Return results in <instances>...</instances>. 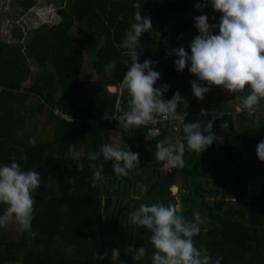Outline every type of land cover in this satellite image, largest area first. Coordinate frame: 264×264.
Returning <instances> with one entry per match:
<instances>
[{
    "label": "trees",
    "instance_id": "trees-1",
    "mask_svg": "<svg viewBox=\"0 0 264 264\" xmlns=\"http://www.w3.org/2000/svg\"><path fill=\"white\" fill-rule=\"evenodd\" d=\"M137 2L142 15L150 16L152 29L142 34L134 50L140 53V63L153 62V70L160 73L154 87L159 88L164 82L168 91L163 98L170 100L176 93L173 78L197 77L188 71L190 62L183 72L175 70L178 57L173 54L164 58L157 35L165 28L170 51L177 46L188 49L199 32L195 20L184 17L190 7L196 8L205 0H71L67 9L57 10L54 24L28 30L24 45L19 29H14L10 37L14 42L0 41V166L14 160L21 170H36L41 177V185L32 193L36 201L32 231H38V235L33 237L21 230L16 238H11L4 227L0 228V264H152L155 249L150 243L151 233L133 225L129 215L140 204L176 205L169 189L178 180L186 191L179 198L178 214L192 220L193 212H199L204 223L193 241L197 249H207L212 264L221 257V264H264V162L256 154L258 142L264 140V99L251 113L237 112L234 120L228 109H221L223 101L219 96L204 104L203 115L195 112L191 104L180 102L177 113H187L186 123L200 120L206 126L217 122L226 129L218 148L219 159H210L215 150L213 141L200 154L186 150L185 166L168 171L161 170L164 163L154 157L156 143L165 137L173 142L183 140V125L175 131L166 122H158L155 136L148 139L147 127L124 131L118 121L95 125L86 121H97L103 113L128 108L130 97L119 84L131 67V60L118 45L134 22L133 4ZM18 4L29 9L34 2L21 0ZM203 9L211 11L209 24L218 25L221 14L214 12L210 4ZM170 13L178 15L174 24L168 22ZM72 28L76 29L75 35H70ZM218 32V27L213 29V34ZM84 55L94 74L100 76L94 82L79 79ZM28 59L34 70L25 65ZM125 60H129L128 65L123 63ZM109 86L119 90V94L108 93ZM246 94L247 86L243 92L230 93V97L237 99L239 107L238 97ZM14 103L22 116L13 117L7 110ZM54 110L72 122L66 123ZM38 114H45V124L52 125L48 141L37 137L34 124ZM234 121L238 129L234 128ZM112 131L120 135L119 148H130L139 154V168L131 170L127 177H115L113 161H104L102 156L89 159L102 145L109 144ZM31 139L35 144L30 143ZM72 144L79 153L75 159L69 152ZM242 147L249 149L255 165L251 176L255 193H247L244 188L248 162L243 159ZM77 161L83 164V171L78 170ZM99 164H103L102 178L93 188L94 171ZM202 168H208L209 174L203 173ZM217 176L222 179L219 188L207 189L199 183L204 177L215 180ZM72 178L76 181L70 185ZM227 181L231 182V191L225 188ZM139 184L147 185L148 191L141 193ZM70 187L75 190L69 191ZM205 196L212 200H204ZM6 207L0 204V215ZM139 247H145L146 254L138 262L132 259L133 253L126 254V249ZM112 249L119 250L117 262L111 260ZM104 253V259L93 258Z\"/></svg>",
    "mask_w": 264,
    "mask_h": 264
},
{
    "label": "clouds",
    "instance_id": "clouds-1",
    "mask_svg": "<svg viewBox=\"0 0 264 264\" xmlns=\"http://www.w3.org/2000/svg\"><path fill=\"white\" fill-rule=\"evenodd\" d=\"M209 4L214 12L221 14L219 24L210 25L207 15L195 17L199 34L188 45L191 55L182 46L166 52V55L175 54L178 57L175 60L177 72H183L190 62L188 71L197 77V80L190 82L191 89L200 101H203L211 86H218L233 94L245 91L247 86V94L238 97V110L251 113L264 99V0H205L203 4L197 3L196 8L202 10ZM133 8L134 22L118 45L131 60V67L119 84V88L126 90L130 98L127 110L118 109L112 118L118 120L119 128L124 131L134 126L154 125L158 119L182 123L183 140L173 142L172 138L165 137L156 143L154 156L165 167L182 168L185 166L183 157L186 150L200 154L211 146L216 139L212 132L213 125L208 122L202 126L200 120L186 123L185 115L177 113L178 104L183 101L180 93L177 91L172 99L165 100L163 93L168 91V86L154 87L160 73L153 70L152 61L140 63L134 50L142 34L152 29L151 18L142 15L140 3H134ZM217 27L218 34H213V29ZM123 63L128 65L129 60ZM30 143L35 144V140L31 139ZM69 152L73 153L74 159L79 157L73 144L69 145ZM256 154L259 161L264 162V140L258 142ZM101 156L104 161L114 162L116 178L127 177L131 170L139 168V154L130 148L124 150L104 144L89 159L97 160ZM76 166L83 171L81 162L77 161ZM102 168L103 164H99L94 171L91 187L95 188L102 178ZM75 181L72 178L69 184L73 185ZM40 185V173L36 170H21L14 160L10 165L0 166V204L7 206L0 215V228L14 222L33 237L38 235V231H32L36 203L32 193ZM138 188L141 193L148 191V186L144 184H139ZM74 190L69 188V191ZM129 220L137 228H147L151 233L150 243L155 249L151 256L152 264H212L207 249H197L194 245L193 237L200 233V226L204 223L198 211H194L192 220H188L178 214L171 203L140 204L137 210L130 213ZM129 252L133 253L132 259L139 262L145 256L146 248L126 249V254ZM106 256L107 253L96 254L93 258L104 259ZM118 258L119 250L112 249L111 260L117 262ZM221 259L217 258L215 264H221ZM119 264L124 262L119 261Z\"/></svg>",
    "mask_w": 264,
    "mask_h": 264
},
{
    "label": "rangeland",
    "instance_id": "rangeland-1",
    "mask_svg": "<svg viewBox=\"0 0 264 264\" xmlns=\"http://www.w3.org/2000/svg\"><path fill=\"white\" fill-rule=\"evenodd\" d=\"M21 0H1L0 3V41L2 42H14L11 41V36L14 29H19L22 33V38L20 42L24 45L26 40H28V34L26 33L30 29L38 28L39 26H49L54 24L58 18L56 16V12L59 9L65 8L67 9L70 4L71 0H31L34 2L33 6L29 9H23L22 6L18 4V2ZM200 15H209L211 16V11L205 9H197L194 7H190L188 12L185 15V19L187 21H193L195 17ZM178 19V15L176 13H170L168 22L169 24H174L175 21ZM76 29L72 28L70 30V35H75ZM168 31L164 28L161 32L157 35V43L159 49L165 54L164 58L167 57L166 52H169L168 43L166 41L167 39ZM189 45V44H188ZM181 46H177L176 48H179ZM186 52H188L189 55H191L190 48L185 49ZM137 55L140 57V53L137 52ZM81 71L79 73V79L81 80H88V81H96L100 78V76H96L91 69V66L87 64L86 57L84 55V61L82 63ZM25 65L29 67V69L34 70L35 66L28 60H26ZM111 67H107V71H110ZM197 80V79H195ZM195 80H189V79H180V78H173V88L175 91L180 93V96L185 104H191L194 107V111L198 112L199 115L204 114V104L206 102H211L214 100L215 96H219L223 102H221V109L226 110L228 109L231 112L232 118L234 120L236 113L239 112L237 105V99L231 98L230 93L227 90H222L218 86H211V90L205 94V97L203 101L198 100L191 89V81ZM162 85H165L164 82H162ZM202 86H207L206 84H203ZM106 91L108 93H114L115 91L118 92L119 90H116L113 87V90L106 88ZM221 101V100H220ZM203 110V111H202ZM203 112V113H202ZM222 112V111H220ZM220 114V113H219ZM215 115L214 117H216ZM45 114H41L38 116V121L35 122L34 126L37 129V137L40 141H48V137L51 134L52 125H46L45 124ZM45 124V125H44ZM212 132L215 135L216 139L214 140L215 143V150L210 156L211 160L219 159L221 157V151L218 149L219 146L222 143V138L225 133V125L221 123H212ZM40 126V127H39ZM237 123L234 121V128L238 129ZM178 130V129H177ZM175 130V131H177ZM22 131L19 130L18 133H21ZM177 134V133H176ZM177 141V139H176ZM121 141H120V135L117 131H112L109 135V144H112L114 146L119 147ZM242 155L243 159L248 162V171L246 173V178L244 179L245 189L247 193L250 192H257L256 187H252L251 184L253 183L252 179V173L254 172L255 165L252 162V157L249 149L242 147ZM171 167H165L164 164L161 166V170L168 171ZM202 172L209 174L210 170L208 168H202ZM222 181L220 176H217L215 180H210L207 177H204L199 180V183L202 184L203 187L209 189V188H219L220 186L219 181ZM213 181V182H212ZM225 188L231 191V182L227 181L225 182ZM170 194L175 198L177 208V212L180 211V205L178 203L179 198L186 193L181 188V182L180 180L177 181L176 185L169 189ZM204 200L211 201V197H204ZM226 200H232L228 197H226ZM199 203V201H196ZM4 229L8 232L9 237L16 238L20 232V227L13 223H9L7 227H4Z\"/></svg>",
    "mask_w": 264,
    "mask_h": 264
},
{
    "label": "built area",
    "instance_id": "built-area-1",
    "mask_svg": "<svg viewBox=\"0 0 264 264\" xmlns=\"http://www.w3.org/2000/svg\"><path fill=\"white\" fill-rule=\"evenodd\" d=\"M115 113L116 112H112L111 114L103 113L102 115H100L97 118V121L96 120H94V121L93 120H88V119H86V121L88 122L89 125H95L97 122H114V121H118V120L112 118V115L115 114ZM54 114L57 115V116H59L66 123H71V121H72V119H70L69 117H67L63 113L59 112L58 110H54ZM178 114L179 115H182V116L185 115V118L187 117V113L186 112H181V113H178ZM105 116H108V118L105 119L104 118ZM161 121L162 120L158 119L157 120V123L158 122H161ZM163 122H166L168 125H171L174 130H177L178 128H180L182 126V123H180L179 121L169 120V121H163ZM157 123H155L154 125L153 124H149V125H146V126L142 125V126H139V127H147L149 132L152 131V132H155L156 133L157 130L155 129V126H156Z\"/></svg>",
    "mask_w": 264,
    "mask_h": 264
},
{
    "label": "crops",
    "instance_id": "crops-1",
    "mask_svg": "<svg viewBox=\"0 0 264 264\" xmlns=\"http://www.w3.org/2000/svg\"><path fill=\"white\" fill-rule=\"evenodd\" d=\"M111 88H113V87H111ZM108 89H110V86L108 87ZM8 111H10V112H12V116L13 117H15V116H22V115H20L21 114V111L20 110H18L17 109V106H16V104L14 103L13 105H12V107H10L9 109H7ZM39 115H41V114H38L37 116H36V122L38 121V116ZM1 117H2V115L0 114V121H1ZM4 120H5V122L7 121V123H9L8 122V120H7V117L4 115ZM19 120H16V122H18ZM23 121H27V120H23ZM1 124V123H0ZM40 127V126H39Z\"/></svg>",
    "mask_w": 264,
    "mask_h": 264
},
{
    "label": "water",
    "instance_id": "water-1",
    "mask_svg": "<svg viewBox=\"0 0 264 264\" xmlns=\"http://www.w3.org/2000/svg\"><path fill=\"white\" fill-rule=\"evenodd\" d=\"M155 134H156L155 132L150 131L149 135H148V139L153 138L155 136Z\"/></svg>",
    "mask_w": 264,
    "mask_h": 264
},
{
    "label": "bare ground",
    "instance_id": "bare-ground-1",
    "mask_svg": "<svg viewBox=\"0 0 264 264\" xmlns=\"http://www.w3.org/2000/svg\"><path fill=\"white\" fill-rule=\"evenodd\" d=\"M113 90V88H111Z\"/></svg>",
    "mask_w": 264,
    "mask_h": 264
}]
</instances>
